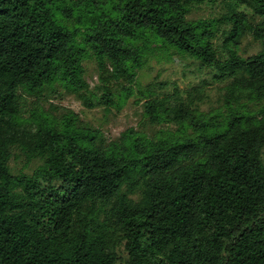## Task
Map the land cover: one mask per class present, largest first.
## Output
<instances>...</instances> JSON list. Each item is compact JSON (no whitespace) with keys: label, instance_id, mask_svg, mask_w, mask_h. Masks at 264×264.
Masks as SVG:
<instances>
[{"label":"trees","instance_id":"1","mask_svg":"<svg viewBox=\"0 0 264 264\" xmlns=\"http://www.w3.org/2000/svg\"><path fill=\"white\" fill-rule=\"evenodd\" d=\"M223 2L234 41L225 57L205 22L187 19L190 0H0V264H116L121 243L129 264H264V108L235 106L264 98V0ZM246 32L262 49L242 58L235 47ZM151 42L228 81L221 119L199 112L207 95L192 86L153 88L144 102L151 122L184 131L174 138L131 130L103 146L70 118L62 130L41 121L33 133L19 129L24 94L55 82L88 87V49L133 83ZM24 141L43 164L14 174L12 148Z\"/></svg>","mask_w":264,"mask_h":264},{"label":"rangeland","instance_id":"2","mask_svg":"<svg viewBox=\"0 0 264 264\" xmlns=\"http://www.w3.org/2000/svg\"><path fill=\"white\" fill-rule=\"evenodd\" d=\"M190 6L187 19L205 22L213 34L209 40L218 53L225 57L226 44L234 45L233 40H227L231 23L221 21L229 12L226 3L223 0H190ZM238 10L245 12L251 23H258L261 19L247 6L242 5ZM69 24L72 25L71 22ZM136 44L142 42L137 41ZM147 47V60L137 71L133 83L123 78L115 79L109 65L101 69L88 49L83 60L84 78L88 87L73 91L55 82L37 93L24 94L21 98L23 112L19 119V129L33 133L41 121L62 130L63 123L70 118L76 128L97 131L96 141L103 146L118 140L126 132L131 133V130L137 137L153 141L182 135L184 131L173 122L153 123L149 120L144 102L153 88L158 95L163 96L173 93L175 87L182 90L192 86L202 87L207 96L197 104L199 112L220 119L227 113L224 87L228 81L214 79V69L206 67L187 53L163 46L159 42L148 43ZM235 49L239 56L248 58L261 51L262 42L255 39L251 32H246L239 37ZM105 94H110L112 103L107 104L102 99ZM235 106L247 114H260L264 108V98L244 100ZM187 132H192V129ZM28 145L29 142L24 141L23 144L16 143L12 148L9 166L14 174H32L43 164V157L32 155ZM116 252V264H129L123 243L117 245Z\"/></svg>","mask_w":264,"mask_h":264}]
</instances>
